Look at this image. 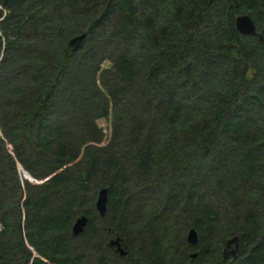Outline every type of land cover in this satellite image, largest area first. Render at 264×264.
<instances>
[{
  "label": "trees",
  "instance_id": "1",
  "mask_svg": "<svg viewBox=\"0 0 264 264\" xmlns=\"http://www.w3.org/2000/svg\"><path fill=\"white\" fill-rule=\"evenodd\" d=\"M0 53V264H264V0H0Z\"/></svg>",
  "mask_w": 264,
  "mask_h": 264
},
{
  "label": "water",
  "instance_id": "2",
  "mask_svg": "<svg viewBox=\"0 0 264 264\" xmlns=\"http://www.w3.org/2000/svg\"><path fill=\"white\" fill-rule=\"evenodd\" d=\"M233 23H234L235 30L241 35L248 36V35L258 34L256 31V26H255L253 19L246 13L238 14L234 18ZM85 36H86L85 32L72 36L67 41V47L71 51H75L81 45ZM106 202H107V188L105 187V188H101L97 192V197L95 201V209L101 217L105 215ZM86 222H87V217L85 215H81L75 219L71 227V231L74 236L82 232L83 227L85 226ZM197 239H198L197 231L195 230V228H190L186 234L187 243L190 245H195L197 243ZM114 244L117 246V251L120 255L126 254L124 249L119 246L118 240H116ZM231 246H233V248H231ZM228 248L230 249L229 252H227ZM238 249H239V237L237 235H234L231 238H229L225 243V246L223 248V253H222L223 259H225L228 254L234 255L238 251ZM195 256H196V252H193L191 254V257L193 258Z\"/></svg>",
  "mask_w": 264,
  "mask_h": 264
},
{
  "label": "rangeland",
  "instance_id": "3",
  "mask_svg": "<svg viewBox=\"0 0 264 264\" xmlns=\"http://www.w3.org/2000/svg\"><path fill=\"white\" fill-rule=\"evenodd\" d=\"M1 54L2 53H0V57H1ZM101 67H109V62L108 61H105L102 65H101ZM8 68H9V66H7V70H8ZM3 78V77H2ZM2 78H0V80L2 79ZM11 85H14L13 83L12 84H10V86ZM97 125L103 130V133L105 134V136L107 137V138H109V136H110V132H111V127H110V121L109 120H107V119H104V118H100V119H98L97 121ZM104 143H105V141H103ZM17 171H18V174H20V180H21V182H22V184L24 183V180H22V179H25V173H24V170H23V168L19 165V163H17ZM24 174V175H23ZM8 185H9V183H8ZM23 186V185H22ZM23 189H22V191H21V196L23 197ZM181 222V221H180ZM180 222H176V224L173 226V227H171L172 228V230L173 231H175V227L177 226V232L180 234V237L182 236V234H187V231H188V229L189 228H187V229H185V231H184V225L182 224V223H180ZM167 226H170L169 225V222H166V226L165 227H167ZM164 227V228H165ZM231 248H233V246H231ZM230 251V249L228 248V250H227V252H229ZM229 255V254H228ZM227 255V256H228Z\"/></svg>",
  "mask_w": 264,
  "mask_h": 264
}]
</instances>
